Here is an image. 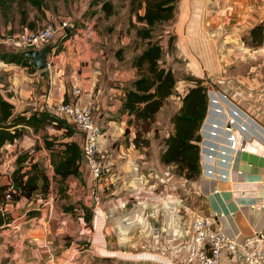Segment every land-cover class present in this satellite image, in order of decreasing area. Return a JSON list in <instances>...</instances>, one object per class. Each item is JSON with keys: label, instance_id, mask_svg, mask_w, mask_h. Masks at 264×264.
I'll return each mask as SVG.
<instances>
[{"label": "crops", "instance_id": "0c3cea01", "mask_svg": "<svg viewBox=\"0 0 264 264\" xmlns=\"http://www.w3.org/2000/svg\"><path fill=\"white\" fill-rule=\"evenodd\" d=\"M103 2H60L56 9L68 11L74 25L63 48L57 50V43L53 46L47 68L0 59V91L17 110L48 111L70 123L55 110V105L75 99L73 88L80 86L81 102L92 105L94 118L102 129L99 157L104 164L108 161L111 165V171L105 170L101 177H96L83 161L81 175L67 177L61 191L59 182L53 180L46 196L37 191L31 198L23 197L7 204L4 211L11 219L0 225V264H143L145 261L186 264L184 252L176 254L172 250L176 246L170 239L161 242L163 246H172L169 254L149 250L122 257L106 252L107 247L118 251L121 239H130L121 226L132 232L143 230L144 234L154 228L153 221L144 222V218L150 220V212L153 215L158 211L157 203L153 198L149 202H131L126 183L133 182L131 179L142 173L139 167L143 164L151 170L150 175L154 169L162 182L173 174L170 165L161 161V152H154L157 148L153 146L152 135L162 120L171 122L173 129L172 116L182 101L172 94L159 110L156 123L150 129V147H136L131 136L133 131L128 139L124 138L133 117L122 107L125 87L138 75L131 59L143 48L141 40L136 41L139 38L134 24L141 22L130 0H111L112 11L108 14ZM144 11L145 7L139 9L140 14ZM32 19L28 18L30 27L36 28L40 21L36 23L35 17ZM262 22L264 0H178L174 17L162 24L157 35L161 36V44L170 56L167 61L174 58L170 50H177L188 76L205 79L209 88L208 114L201 128V154L213 153L211 164L217 175L201 172L194 180L177 176V188H183L181 191L188 188L189 191L183 192L185 196L195 194V203L186 211L192 212V208L224 210L225 229L230 234H238L239 239L257 231L264 232V40L253 43L251 35V30ZM7 23L0 32L11 28L12 22ZM88 24L94 27V35L89 37ZM125 46V50L119 51ZM182 81L185 89L194 84L191 79ZM234 109L239 114V123L245 124V130L237 131L238 146H243V150L230 146L225 131V122ZM64 130L51 126L49 133H64ZM74 130L77 131L74 136L81 142L82 132ZM38 136L28 132L1 147L0 184L9 182L17 166V155L22 151L33 153L50 176L53 174L50 151ZM151 164L156 167L151 168ZM140 177H145L144 173ZM66 204H76V212L64 210ZM159 205L163 213L176 217L175 211L172 212L175 207L166 203ZM84 206L94 215L92 227H88L94 233L89 237L83 233L88 231ZM94 207L98 208V214H94ZM75 213L76 221L73 220ZM116 214L137 215L139 220L123 225L118 217H111ZM109 218H114L112 226L119 229V240L107 238L105 234ZM177 218L178 223H167L163 229L172 238H176V228H180L179 213ZM127 243L124 242L125 246L131 247ZM235 256H225V264H241L240 255Z\"/></svg>", "mask_w": 264, "mask_h": 264}, {"label": "trees", "instance_id": "16d2710c", "mask_svg": "<svg viewBox=\"0 0 264 264\" xmlns=\"http://www.w3.org/2000/svg\"><path fill=\"white\" fill-rule=\"evenodd\" d=\"M6 1L0 0V5ZM21 3H29L36 8H41L44 0H17ZM178 0H130L131 8L137 10V20L141 24H134L136 35L141 40L143 48L136 53L131 61L137 68V77L125 87L123 110L133 117L129 123L137 129L135 144H149L150 141L143 134L148 132L157 118L159 110L165 105L168 98L174 94L177 76L170 66L162 64L164 48L161 44V36H157V30L163 28L165 21L175 15ZM145 7L143 14L139 9ZM103 8L106 14L112 11L111 0H104ZM26 22L28 12L22 11ZM29 27L32 24H27ZM71 34H67L68 37ZM253 43H262L264 40V22L256 25L251 30ZM125 47L119 51L125 50ZM1 59L9 62L36 67V63L18 52V50H0ZM187 79L194 81L186 91L182 92V105L172 116L174 122L173 131L165 139L166 146L162 149L161 160L166 164L175 165V172L189 180L199 178L201 175V128L209 108V88L204 79L189 75ZM52 125L57 129L65 128L64 133L43 134L44 146L50 151L53 174L39 161L35 160L30 151H22L17 155V166L12 171L9 182L0 184V205L7 202L9 187L13 184L16 188L11 191L14 200L33 197L37 191L43 195L49 192L52 181L59 182V191L62 183L70 175H81V165L84 161L82 142L75 136V127L56 113L35 110L31 113L17 110L16 105L4 97L0 91V149L6 142H14L23 136L30 128L36 132ZM68 137H71L68 139ZM61 182V183H60ZM76 204H66L64 210L75 212ZM84 218L92 219V210L84 206ZM11 215L0 208V225L8 222Z\"/></svg>", "mask_w": 264, "mask_h": 264}, {"label": "rangeland", "instance_id": "374dc122", "mask_svg": "<svg viewBox=\"0 0 264 264\" xmlns=\"http://www.w3.org/2000/svg\"><path fill=\"white\" fill-rule=\"evenodd\" d=\"M61 1H63V0H44L41 8H36L29 3H24V2L21 3V2H18L17 0L6 1L4 4L0 5V31L3 30L2 27L6 26L8 24L7 23L8 21L12 22V26L9 29L7 28L9 31L5 29L4 31L0 32V36H8L9 34H11L9 32L22 31L26 27L35 28V27L23 26L24 24L25 25L29 24V20H31L33 17H35L34 22L37 23L38 21H40L38 23V25L36 26V28H38L47 22L49 14H51V13L58 14L60 16L59 17L60 19H62V18L68 19V21L70 23L69 26H73L74 24H72L71 18L68 16V11L62 12V11H59V9L58 10L56 9V8H59ZM24 9L28 12V14L25 18L26 19L25 23L22 22V17H24V16H22L23 15L22 11ZM47 11H49V13H47ZM28 18H29V20H28ZM161 29L162 28H160V30H157L156 34H160ZM71 30H72V27H71L69 32H71ZM69 32H67L65 29L64 32H58L55 35L52 42H54L55 44L56 43L58 44L57 50H60L63 48V42L70 36V35L68 37L66 36L67 34H69ZM93 35H94V31L92 34L87 35V36L89 37V36H93ZM136 41L138 42V41H140V39H137ZM0 50H18V49H14L13 47L9 46L7 43H2V44L0 43ZM164 53L165 54H164V57L162 59V64H165L166 66L168 65V66L172 67L173 70L175 69L174 72H175L178 80L176 83L177 91L174 94L176 95V100L182 101V96L180 97V99L178 98V95H180L179 89L183 90V92L187 90V88L185 89L186 86L184 85L182 79H185L188 77V74H189L187 72L188 69H185L184 60L177 55V50H170V53L173 54L174 58L172 60H170L169 62L167 60H168V58H170V56H168L167 52H164ZM0 59H1V57H0ZM204 81H205V79H204ZM206 117H207V115H206ZM172 122H173V120H172ZM154 123H156V122H154ZM51 126L52 125H48L47 128L41 129L40 132H36L31 128V130L28 129L26 134L28 132H34V133L39 135L38 140L41 141V140H43V134L44 133L52 135L51 133H49L50 132L49 128ZM152 126H153V124H152ZM130 127H132L133 130ZM160 127H159L160 129L155 128L154 135H152V139L155 141V144L153 146L155 147V149L157 148L155 151L153 150L155 153L156 152L157 153L162 152V149L166 146V143H165V139L167 137L166 134L170 135V133L173 131V129L171 127V122H168L165 120H162V124L160 125ZM55 129H57V128H55ZM101 131H102V129H101ZM131 131L134 132L131 136H133L132 141L136 147H150L151 146L152 139L150 137V130L143 134L144 137H147L149 139L150 143L149 144L144 143V144H140V145H136L135 141H134V138L137 136V129L134 126V124L128 123V126L126 127V130H125V137L124 138L128 139ZM75 132H77V131L75 130ZM53 134H57V135L61 136L63 133L56 131ZM82 135L84 137L83 133H82ZM21 137H23V136H21ZM20 138H18V139H20ZM81 139L83 140V138H81ZM82 140H81V142H82ZM43 143H44V140H43ZM0 155H1V149H0ZM98 159H99V162L101 163L104 171L105 170L111 171V165L109 164L108 161L104 164L101 161L100 157ZM86 164H88V163L86 162ZM165 164L166 163H164V165ZM145 165L146 164H143L142 168H141V166L139 167V169L142 171V173H140V174L142 175L144 173L145 177L141 178L140 174H138L137 177H135L136 179H131V181H133V182H131L129 184L126 183V187H127L126 191L127 192L129 191V197L132 196L130 198L131 202H134V203H141L143 201L145 202L146 200L149 202L152 198L154 199V201L157 203L156 204L157 209L159 208L158 211L153 212V215L150 212V214L148 216L150 220H147L144 218V222L152 220L154 223V228L152 229V231L150 230L146 234H144L143 230L138 229L137 231L133 230V232H132L131 229L121 226L123 233L127 237H129L130 239H128V238L127 239H121L122 244L120 245L121 247L120 246L117 247L118 251L113 250L114 248L107 247L106 252H110L112 254L116 253L122 257H127V256H130L131 254L133 255V253L135 254L136 252H139V251H149V250H152L154 252H161V253H163L165 251L166 254H169L170 249H172V246H170V245L163 246L161 244V242L162 241L165 242L166 239H170L171 242L173 241L172 244H174L176 246L172 250L176 251V254H181L182 252H184V258H185L188 251L193 246V237H192V234L190 231V225L192 222V218H193L195 212L196 211H202L201 210L202 208L201 209L200 208H198V209L192 208V212L186 211L187 208L192 207L193 204L195 203V196H194L195 194H187L186 193V196H185L183 194V192L189 191L188 188L186 190L184 189V191H181V190H183V188H181V187L177 188V183H178L177 176H180V175L175 172V165L167 164V165H170V168H171L174 176H173V174L167 175V179L166 180L164 179L163 182L158 178L159 176L155 174L156 171L154 169L152 170L153 175H150L149 173H151V170L148 168V166L143 167ZM150 166H151V168L156 167L155 164H151ZM104 171H103V174H104ZM93 174H94V172H93ZM159 203H166L169 206H171V208L175 207V209H172V212L175 211L176 217H177V213L180 214V219H181L180 228H178V227L176 228V230H177L175 232L176 238L174 236L172 238L167 233L166 230H164L165 231V234H164L163 229L165 227H167V225H165V224H167V223L172 224L173 222L176 223V221L178 223L179 220H178V218L176 219V217H174L173 214H170L169 212L163 213L160 210L162 205H159ZM182 203H184V205H182ZM75 212H76V210H75ZM94 214H98V213H94ZM130 216L131 215H129V214L126 216L125 215L120 216V214H116V215H113L111 217H118L119 221L121 223H123V225H124V223L136 222L139 220L137 215H134L132 217H130ZM77 217H78V215H77V213H75L73 220L76 221ZM93 218H94L93 212H92V219L90 221H88L85 218V221H86V227L85 228L88 229V231H85V232L83 231V233L87 234V235H85L87 237L92 236V234L94 233L93 230L90 231L89 230L90 228H88V227H92ZM151 218H153V219H151ZM111 219L113 220L114 218H111ZM111 219L109 218L106 220L107 226L105 229V234H106L107 238L112 237L114 239L119 240V237H118V235L120 234V232L118 231L119 229H114V227L112 226L113 222L111 221ZM182 229H184V230H182ZM171 232L172 231H170V233ZM155 236H157V238H155ZM96 240H97V235H96ZM91 242H92L91 240H90V242L88 241V243H91ZM124 242H128L127 243V244H129L128 246H131V247H129V248L126 247ZM175 242H176V244H175ZM178 243H179V245H177ZM86 246H87V244H86ZM114 258L118 259L117 257H113V259ZM143 264H165V263H162L159 261L157 263H151V262L145 261Z\"/></svg>", "mask_w": 264, "mask_h": 264}, {"label": "built area", "instance_id": "2783aa9c", "mask_svg": "<svg viewBox=\"0 0 264 264\" xmlns=\"http://www.w3.org/2000/svg\"><path fill=\"white\" fill-rule=\"evenodd\" d=\"M55 13L49 14L47 22L38 28L26 27L22 31L9 32L8 36H0V43H7L14 49L24 47L40 48L53 40L58 32H64L69 26L68 19L59 18ZM94 27L88 24L87 34H92ZM49 66V63H48ZM83 90L80 86L73 88L75 99L71 101L62 100L55 105V110L63 114L74 127L84 134L82 140V149L84 161L91 167L96 177H101L103 168L99 162V136L101 126L94 119L93 107L90 104H83L80 96ZM183 90L179 89L178 97H181ZM226 97V95H225ZM245 130V124L239 123V114L237 110L230 114L225 122V131L228 133L229 144L232 148L240 150L245 149L238 146L237 131ZM213 132L216 130L213 128ZM213 153L201 154V172L208 175L215 174V168L211 164ZM217 175V174H215ZM222 175H225L222 174ZM187 179V178H186ZM7 193V202L4 206L15 200L11 196V191L16 188L13 184L9 187ZM97 199H99L97 197ZM95 213H99L97 207H94ZM224 210L211 209L210 211H196L190 225V231L193 237V246L185 257L186 264H225L224 257H236V253L241 257V264H264V232H255L239 239L238 234H230L224 227ZM237 262V260H235Z\"/></svg>", "mask_w": 264, "mask_h": 264}, {"label": "water", "instance_id": "95a60500", "mask_svg": "<svg viewBox=\"0 0 264 264\" xmlns=\"http://www.w3.org/2000/svg\"><path fill=\"white\" fill-rule=\"evenodd\" d=\"M71 27L72 26H68L66 28V31L69 32ZM54 45L55 43L50 41L40 48L24 47L19 49L18 52H21L31 58L36 63L39 69H45L48 66V55Z\"/></svg>", "mask_w": 264, "mask_h": 264}]
</instances>
